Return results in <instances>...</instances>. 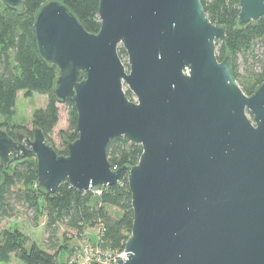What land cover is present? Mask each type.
I'll use <instances>...</instances> for the list:
<instances>
[{"label": "water", "instance_id": "obj_1", "mask_svg": "<svg viewBox=\"0 0 264 264\" xmlns=\"http://www.w3.org/2000/svg\"><path fill=\"white\" fill-rule=\"evenodd\" d=\"M238 9L245 26L264 17V0ZM97 14L92 33L61 0L36 11L37 52L56 67L57 100L74 103L77 138L60 155L38 127L31 137L0 127V165L33 155L48 193L63 181L96 193L125 175L133 220L116 264H264V81L242 91L230 56L216 57L226 26L200 0H99ZM120 136L142 151L113 170L106 146Z\"/></svg>", "mask_w": 264, "mask_h": 264}, {"label": "trees", "instance_id": "obj_2", "mask_svg": "<svg viewBox=\"0 0 264 264\" xmlns=\"http://www.w3.org/2000/svg\"><path fill=\"white\" fill-rule=\"evenodd\" d=\"M48 0H23L25 9L17 12L6 7L0 0V118L12 117L15 113L19 91L25 96L46 95L44 107L32 112V129L10 121L0 122L8 134L19 131L30 137L34 127L42 130L46 142L60 155L67 154V141L77 138V112L71 99L57 100L54 82L56 67L46 63L38 54L33 33V19L38 8ZM78 18L82 26L95 33L100 28L97 10L99 0H61ZM204 11L213 23L226 26L223 41H216V57L222 60L229 55L234 79L242 91L250 95L264 81V58L255 52L256 45H264V17L240 26L237 23L239 0H200ZM118 55L126 64V53L120 46ZM242 58V62L239 59ZM125 94L132 99L131 92ZM66 108L67 127L61 130L63 149H57L51 134L59 120L58 104ZM140 145L132 144L124 136L111 139L106 154L111 167L135 164L141 154ZM3 183L0 185V220L11 218L17 207L24 206L34 213V218L44 215L47 242L56 239L58 226L73 230L80 236L86 226L102 227L100 243L103 248L119 251L128 238L133 220L131 196L125 175L113 185H103L95 194L90 190L78 192L67 181L61 182L54 192L48 193L37 185L36 160L33 155L11 160L6 167L0 165ZM115 208L120 215L113 217L109 209ZM26 239L20 233L0 230V263H9L13 256L26 264H55L61 249L71 255L74 248L61 245L51 253L36 243L25 246ZM54 244V243H53ZM60 264H67V261Z\"/></svg>", "mask_w": 264, "mask_h": 264}, {"label": "rangeland", "instance_id": "obj_3", "mask_svg": "<svg viewBox=\"0 0 264 264\" xmlns=\"http://www.w3.org/2000/svg\"><path fill=\"white\" fill-rule=\"evenodd\" d=\"M255 52L259 54L261 58H264V45H256ZM123 62V61H122ZM239 62H242V58L239 59ZM124 63V62H123ZM127 64V63H126ZM126 69L128 68L125 65ZM124 91L127 87L124 85ZM132 100L134 96L132 95ZM47 101L46 95L33 94L31 96H25L24 91H19L16 99L15 113L12 117L3 116L0 118L2 121H10L19 126H24L27 129H32V112L34 109L39 107H44ZM59 107V120L57 125L54 127L51 134V140L53 145L59 149H63L61 135L59 132L65 130L67 127L66 121V108L62 103L58 104ZM97 194V193H95ZM110 214L113 217L120 215V211L115 208L109 209ZM45 222L46 218L44 215L39 216L37 219L34 218V213L29 208L24 206L17 207V212L11 218L1 219L0 220V230L6 229L11 232L20 233L26 239L25 246L29 247L31 243H36L43 249L48 250L49 252H55L61 245H68L69 247L75 248L78 246L79 242L82 240H96V234L98 231V225L96 226H86L83 229L82 238H78V235H75L76 232L73 230L65 229L63 226H58V229L55 233L56 239H52L51 242H47V232L45 231ZM54 243V244H53ZM69 254H67L66 249H61L58 254L57 262L55 264H60L61 262L67 261V264L70 263ZM0 264H26L22 260L13 256L9 263H0Z\"/></svg>", "mask_w": 264, "mask_h": 264}, {"label": "built area", "instance_id": "obj_4", "mask_svg": "<svg viewBox=\"0 0 264 264\" xmlns=\"http://www.w3.org/2000/svg\"><path fill=\"white\" fill-rule=\"evenodd\" d=\"M113 170L117 169L112 167ZM100 190L96 193H99ZM102 227L98 226L96 240H82L76 246L70 256L68 264H116L114 261L117 258L126 259L124 246L121 250L115 251L101 246ZM78 238H82V234Z\"/></svg>", "mask_w": 264, "mask_h": 264}, {"label": "flooded vegetation", "instance_id": "obj_5", "mask_svg": "<svg viewBox=\"0 0 264 264\" xmlns=\"http://www.w3.org/2000/svg\"><path fill=\"white\" fill-rule=\"evenodd\" d=\"M17 132H19V131H17ZM21 132H23V133H25L26 135H28L26 132H24V131H21Z\"/></svg>", "mask_w": 264, "mask_h": 264}]
</instances>
